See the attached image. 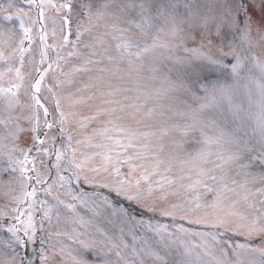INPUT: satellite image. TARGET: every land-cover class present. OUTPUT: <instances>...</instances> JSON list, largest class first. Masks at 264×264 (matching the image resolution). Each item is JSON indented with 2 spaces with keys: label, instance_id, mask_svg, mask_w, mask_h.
<instances>
[{
  "label": "snow or ice",
  "instance_id": "1",
  "mask_svg": "<svg viewBox=\"0 0 264 264\" xmlns=\"http://www.w3.org/2000/svg\"><path fill=\"white\" fill-rule=\"evenodd\" d=\"M0 264H264V0H0Z\"/></svg>",
  "mask_w": 264,
  "mask_h": 264
}]
</instances>
